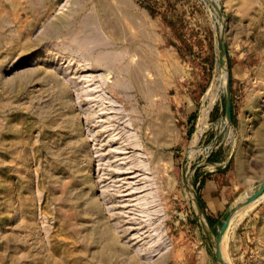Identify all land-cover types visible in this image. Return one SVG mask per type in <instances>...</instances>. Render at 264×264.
<instances>
[{
	"label": "rangeland",
	"instance_id": "374dc122",
	"mask_svg": "<svg viewBox=\"0 0 264 264\" xmlns=\"http://www.w3.org/2000/svg\"><path fill=\"white\" fill-rule=\"evenodd\" d=\"M263 183L264 0H0V264H264Z\"/></svg>",
	"mask_w": 264,
	"mask_h": 264
},
{
	"label": "water",
	"instance_id": "95a60500",
	"mask_svg": "<svg viewBox=\"0 0 264 264\" xmlns=\"http://www.w3.org/2000/svg\"><path fill=\"white\" fill-rule=\"evenodd\" d=\"M225 54V51H224ZM226 119L227 122L230 123L232 120V100H231V85H230V81L228 80L227 82V96H226ZM264 193V183L261 185V187L251 196L246 200V204H250L252 202H254L256 199H258L262 194ZM199 208V207H198ZM234 212V211H233ZM232 212V213H233ZM232 213L227 217V219L225 220V222L223 223L218 238L216 240V256L217 258L221 261L224 262L225 264H227V262L224 261V256L222 254V248H221V244H222V240L224 238V234L226 232V229L228 228L229 225V221L231 218Z\"/></svg>",
	"mask_w": 264,
	"mask_h": 264
},
{
	"label": "bare ground",
	"instance_id": "6f19581e",
	"mask_svg": "<svg viewBox=\"0 0 264 264\" xmlns=\"http://www.w3.org/2000/svg\"><path fill=\"white\" fill-rule=\"evenodd\" d=\"M103 40V39H102ZM100 41V40H99ZM101 43V42H100ZM103 44V43H102ZM111 51V50H110ZM104 52V51H103ZM109 52V51H108ZM114 52V51H113ZM109 54V53H108ZM121 59V58H120ZM102 60V59H101ZM103 61V60H102ZM117 62V61H116ZM264 194V193H263ZM262 194V195H263ZM260 198V197H259ZM250 205V204H249ZM239 210H240V208H238V209H236L233 213H232V215H231V218H230V221H229V225H228V228L226 229V232H225V234H224V238H223V240H222V244L224 243V241H225V238H226V235H227V231H228V229H229V227H230V225H231V223H232V219L234 218V216L239 212ZM222 244H221V247H222Z\"/></svg>",
	"mask_w": 264,
	"mask_h": 264
},
{
	"label": "trees",
	"instance_id": "16d2710c",
	"mask_svg": "<svg viewBox=\"0 0 264 264\" xmlns=\"http://www.w3.org/2000/svg\"><path fill=\"white\" fill-rule=\"evenodd\" d=\"M208 220H209V221H211V218H210V217H208Z\"/></svg>",
	"mask_w": 264,
	"mask_h": 264
}]
</instances>
